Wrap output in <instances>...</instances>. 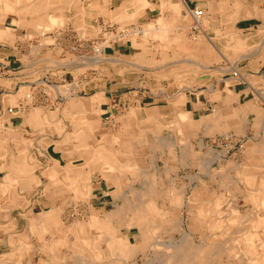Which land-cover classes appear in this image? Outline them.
Returning <instances> with one entry per match:
<instances>
[{
	"label": "crops",
	"instance_id": "1",
	"mask_svg": "<svg viewBox=\"0 0 264 264\" xmlns=\"http://www.w3.org/2000/svg\"><path fill=\"white\" fill-rule=\"evenodd\" d=\"M20 1L22 2L20 3ZM60 1L62 3H60ZM60 4L65 6V10L60 9ZM196 8L202 9L206 18H208L206 19L207 24L203 29L204 33L202 32L201 34L208 40H212V42L210 41V48L213 50V52H215V54L220 56L218 61H215V63L211 64V67L221 69L230 66L231 61L237 55L236 51L239 46L237 39L245 40L241 42V45H244L249 53H254V51H256L252 57L261 58L259 60V65L261 66H257V64L251 65L249 67L248 60L245 61V64H247L246 71L250 74H262L263 76L264 38H261V35L264 37V33L258 35V31L261 29L264 30V0H0V151L2 150L0 152V213L2 211L0 214V264H41L42 260L49 264L53 263V261L54 263L60 262L62 264H67L68 261L74 260L71 258L73 253L71 245L74 239V234L68 233V224L63 223L64 230L61 233V236L59 232H53L46 234L43 239L37 232V228L39 226L36 224L38 223V218H40L44 211L54 205L62 207L61 209L64 212H70L73 208V210L79 209L83 211V213H88L90 216H103L108 211L112 210V208H114V201L117 194L113 193V190L116 189V185L114 183L111 184L107 175L121 176L119 170L116 169L117 167L125 165L129 168L135 169L136 167L140 169V165L144 167V162L142 163V161H144V154L142 151L145 148H149V153L152 152L150 155L152 158L154 157L155 163L158 161V157L162 158L167 166L171 165V163H174L175 161L170 156V159L168 158L167 154L164 153L162 145H157L155 142H151V140L148 142L146 141L145 144L136 142V133L140 127L147 129L149 133H154L152 131L154 130L156 132V128L153 127L156 126V121L158 119L161 121L173 116V113L170 109L168 112L166 109L165 113L162 114L159 113L158 109L163 107L167 108L170 103L171 96L179 89L177 81L172 76H166L161 79L163 91L159 92L156 87V77L159 75V72L163 71L165 69L164 67L167 68L174 65V62H168V64L161 62L165 52H167V54L175 52L172 48H161L158 46L159 42L156 45H153V42L155 41H152V39L147 40L146 38L137 39L136 42L138 43H136V45H134L133 41L127 44L121 43L114 45L110 49L112 55H119L120 58L126 61H133L136 58V69H126L123 72H111L112 74L110 76L114 77V82L112 81L110 84L108 81L98 82L93 81L92 79H90L89 82H84L83 78H80L76 81L75 77L74 81H70L71 79H67V77L66 81L68 82L66 84L62 83V88L66 89L68 87L72 88V86L75 87L72 90L69 89L67 95V93H62L63 91L60 90V85H58V82L61 81L59 77H61L62 72L60 71V64L53 61L55 58L52 54L45 57L44 54L48 53L44 51L45 49H42L41 46L38 52L35 50V48L38 46H32L30 48V46L25 44V38L31 36L37 37L36 35H29L30 33H33L31 31H34L33 29H35L36 26L41 25L47 20L48 15L60 17L62 15L76 16V14H84V20L86 22L92 23L94 17H99L102 19L108 18L109 16L107 11H110L111 14H115L120 11L122 17L130 18V20L134 19L135 21L133 23H137L138 26L145 24L148 25L153 22L156 23L160 21L164 25L181 27L183 22L186 20L188 9ZM230 45L233 46L230 47ZM257 45L261 46L258 48ZM47 49L52 50L54 48L48 47ZM52 53L55 54L56 52ZM28 54L31 55L29 56ZM52 61L53 63L51 64ZM48 64L52 67L50 68ZM255 67H258V69H255ZM45 68H47V70ZM24 69L27 73H25ZM71 70L66 69L67 72H71ZM148 70L153 72V74L148 77V80L138 81L139 78H137L136 74L138 73V76L142 80L144 77L142 74H145V71ZM45 71L47 72L45 73ZM217 71L219 72L218 69ZM218 72L212 73L208 71V73H201L198 76L197 82L191 84L189 88L186 87L182 89L181 92L188 96V100L186 101L185 105L192 122H198L205 115L211 114L206 111V103L208 101L205 96H207L210 91H216L215 88L217 87V83H220V80L225 84V81L223 80L222 76H219ZM134 74L136 75V78L132 79L131 75ZM110 76L107 74L108 79H110ZM235 81L236 80H232L231 83H229L231 84L229 85V88L231 86V90L235 92L239 91L244 97L249 89L247 90L246 88H241L239 85L240 82L236 83L237 86L234 87ZM127 85L136 86V88H149L148 96H142L139 99L140 102H137L138 98L135 99L136 101L131 102L134 104V107H137L138 109L137 118L144 117L145 119H149L144 125L139 123L140 127L138 126V122L136 125L137 120L133 121V123L130 121V123H127V125L122 123L120 129L115 131L112 130L111 127L105 126L106 123L104 122V119L105 116L110 113L109 106L113 98L120 96V93H126L122 91L126 89ZM260 87L262 86L260 85ZM47 88H49L48 93L44 92ZM153 88L156 89L158 93L153 91ZM221 90L224 91L225 87H223ZM136 91L139 93V90ZM96 93L102 94V102L100 105L101 113L99 120L98 122L94 123L92 116L94 114L92 98L94 95H96ZM130 93L131 96H134L132 91H130ZM45 95L49 96L47 97ZM223 95L224 99L222 98L223 101L221 100L222 103L220 106L227 101V96L225 93H223ZM126 96L128 95L125 94L122 97ZM259 99L264 101V98L262 97ZM123 100H121V102L124 105L127 104ZM255 100L256 99L254 97L248 98L249 102H254ZM61 101H65L66 104L60 107ZM77 103H80L81 105H78ZM256 103L257 104H254V109H251L248 111V113H246L247 119L242 125L243 130L241 128L243 132L236 131L235 128L231 127L228 132L220 131L219 128H212L211 133L202 134L201 137L204 146L201 148L200 152L202 156L205 157V162L203 161V163H201L198 159L195 161L196 163H194V165L188 166L198 165V168L204 170V172H206V170L208 172L209 167L215 163L218 167L225 168L222 165L221 160L224 159L229 148L227 147L224 150L218 151V149H213V146H210L206 141V137L209 136V138H211V136H213L212 133L214 132H218L219 135L227 137L228 133L232 132L230 130H234L237 133L239 132L246 137H249L247 141L252 140L256 143L262 142L264 138V102L259 104V101L257 100ZM231 105L236 108L240 105V102L233 100ZM255 109H258L259 111ZM153 118L156 120H152ZM93 128L95 129L92 131L94 138L87 136L85 141V137H83V135L91 131ZM169 132L172 131L170 130ZM102 134H107L106 140H102L100 143L101 146L104 147V155H107L111 152L114 153L116 157L111 159L105 156H103V158L97 156L94 159L91 158L90 155L80 156L84 146L86 144L89 145L98 143L97 137H100ZM163 137L164 139L166 138L165 136ZM81 140L84 143H82ZM165 144L173 145V143L170 141ZM41 150H45L49 153L48 157L43 156L45 158L43 160L39 158L42 156H40ZM158 150H161V156H157ZM260 155L264 156V149H261ZM216 157L218 159H215ZM257 158L260 160L258 165L260 166L261 171L256 174V176L264 180V159L263 157L261 158L259 156ZM189 162L190 160H188V163ZM207 162H209L208 167H206ZM32 165H35V167L34 169L30 170L29 167ZM44 165H49L52 167L54 169V173L50 174L48 170L43 169L41 166ZM225 169L229 170V167H226ZM160 172H163L162 175L164 174V170H161ZM217 173L220 174L219 171ZM46 174L55 177V182L59 181L60 183H63L66 189L57 191L54 188H48L46 192L43 191L41 193L40 190L37 189L36 184L40 181H43V178H45ZM202 175H197L198 178L194 180L199 181L201 186H198V188L202 187L204 190L208 189V184H210V181H212V183L216 181H222V184L225 182L224 173L223 175L220 174L222 178L215 177L214 175H210L209 177L205 174L203 176ZM51 176L48 178L49 181H47V183L52 181ZM124 176L123 179L125 178ZM127 176L134 177L133 174H127ZM191 176L195 175L193 174ZM86 179L90 180L92 186L91 194L89 195L90 197L88 196V198L85 199L83 203L82 200H80L79 203L81 206L75 208L76 206L74 205L77 203L75 199L77 198V195L81 196L79 193L84 190L83 183L86 181ZM107 191L109 194H106L108 193ZM205 192L206 191L203 192L204 194L202 195V198L208 197ZM213 194V199L218 194L225 196L224 193H217L215 190H213ZM106 197L109 198L106 199ZM251 203L252 206L250 210L252 212L254 203ZM61 216L63 218V215ZM119 224L120 223H118V221L112 220V225H117L119 227V233L121 236L129 235V232L133 228H136L132 227L128 230L127 227ZM168 226L166 228H168ZM124 229L128 231L126 234L122 233ZM259 229L261 231V237L264 239V226H259ZM45 242H48L46 246ZM97 243L99 242H96L95 246ZM101 243L105 244V242ZM57 246L58 248H56ZM52 253L55 256V260H51Z\"/></svg>",
	"mask_w": 264,
	"mask_h": 264
},
{
	"label": "bare ground",
	"instance_id": "2",
	"mask_svg": "<svg viewBox=\"0 0 264 264\" xmlns=\"http://www.w3.org/2000/svg\"><path fill=\"white\" fill-rule=\"evenodd\" d=\"M21 2L22 1H20V3ZM56 2H58V1H56ZM52 3H54V2H52ZM60 3H62V2L60 1ZM6 9H8V8H6ZM60 9L65 10V6L60 4ZM83 10H84V8H83ZM97 10H98V8H97ZM107 14L109 16L107 19L114 20V22L117 21L116 23L121 28L123 26H126V27L129 26V25H131V23H133L135 21L134 19L130 20V18L122 17L120 11L118 13H115V14H111L110 11H107ZM89 15H90V13H89ZM186 15H187L186 20H185V22H183V25L181 27L180 26H173V25H171V26L170 25H164L160 21H158L156 23L153 22L151 24L146 25L145 26L146 28L144 29V31H145L144 36L146 37V39L147 38H158L159 40L161 39V42L158 44L159 47H161V48H165V47L172 48L173 51H175L171 54H167V52H165L163 54V58H162L161 62H165L167 64H168V62L169 63L174 62V65L167 67V68L164 67L165 69L163 71H160L159 75L156 77V87L159 90V92L163 91L162 81H161V79L163 77H166V76L171 77L172 76L177 81L179 89L177 90V92H175L171 96L169 107L158 109L159 113H161V114L165 113L166 109H167V112L170 109L173 113V116H171L165 120H161V121H159V119H158L156 121V126L153 127V128H156V132L154 130L152 131L155 134L149 133L147 129H145L143 127L141 128L139 126V123L143 124V125L146 124L148 122L149 118L148 119L147 118L146 119L140 118V117L137 118L136 108L132 105L130 106L129 110H127V112L122 115L123 116L122 119H123L125 125H127V123H130V121H131V123H133V121L137 120L136 125L138 122V126L140 127V129H138V131L136 133V142H140L141 144H143V143L145 144L146 141L148 142L151 140V142H155L157 145L163 146L164 153L167 154L168 158L170 156L172 158H178L179 160H181V159L185 160V164H192V163H196L195 161H197L198 159L200 160V158H201L199 152L201 151V148L203 147L202 137H201L202 134L211 133L212 128H219L220 131L228 132V130L231 127L233 128V126L230 124L231 119H235V120L238 119L239 122L237 124H239L241 126L246 122V119H247L246 113H248V111L251 110V108L249 106V101H246L247 95L250 92H252L256 95L255 96L256 100H258V98H260V97L264 98V75L263 76H262V74L261 75H254V74H250L246 71V68H247L246 65L247 64H245V61L248 60V66L249 67L251 65H257V64H258L257 66H261V65H259L260 64L259 60L261 58L260 57H252V56H254L253 54L256 53V51H254V53L253 52L249 53L248 50L246 49V47H244V45L243 46L241 45V42L245 41V40H239V39H237L238 45H239L237 48V51H236L237 55L235 56V58L232 61L229 60V61H231V65L227 68H225V67L221 68V69L217 68L219 70V72L217 71L216 68H212L211 64L215 63V61H217L220 58V56L218 54H215V52H213V50L210 48L211 47L210 43L212 42V40H208L202 34L199 37H192V38H190V35H189L190 30L191 31H193L194 29H202L203 30L207 24L206 19H208V18H206L205 13L202 15L196 14L195 12H192L191 9H188V12ZM66 16L62 15L60 17H56L53 15H48L47 20L44 23H42L41 25L36 26L35 29H33L35 32L31 31L33 33H30V34L36 35L38 37L44 36L45 38H43V40H44V42H46V39H48V37H51L49 35L51 32H57L60 27L66 25L67 21L69 20L68 16L67 17ZM79 17H80V19L83 20L82 21V24H83V22L85 21L84 20L85 15L84 14L79 15ZM93 21H96V17H94ZM121 22H123L124 25H122ZM86 24H87V22H86ZM79 26H81L80 23H79ZM91 26H93V28L95 29L96 32H98L100 29V26L98 24L93 23V22H92ZM80 29H81V33H82L81 35H83L84 37L86 35L87 36L92 35V32H89L86 28L81 26ZM126 31L127 32L121 36V39H122V37L123 38L127 37L126 39L129 38L131 41H133L134 45H136V43H138V42H136V33H137L136 28H129L128 27ZM139 32H140V30H139ZM122 33H123V31H122ZM262 33H264V30L261 29L260 31H258V35H261ZM97 34H99V33H97ZM97 34H96V36H97ZM2 38H4V37H2ZM261 38H264V37H262V35H261ZM252 39H254V38H252ZM249 41H250V39H249ZM121 42H119V43H121ZM140 44H141V42H140ZM23 45H24V43H23ZM40 46L41 45H39L38 47L36 46L37 47V48H35L36 52L39 51ZM232 46L230 45V47H232ZM260 46H258V48ZM140 47H142V46H140ZM101 51L102 52L104 51V52L102 53V55L100 57H97L98 59L96 58V60H98L97 62L99 63V65L101 64L100 70H103L105 72L106 71L107 72H115V71L116 72H123L126 69H136V58L133 61H131V60L126 61V60H123L122 58H120L119 55L118 56L116 54L115 55H110V54L107 55V53L105 52L106 50L102 49ZM259 53H260V51H259ZM18 57H19V55H18ZM229 57H228V59H229ZM39 59H41V58H39ZM71 61H74V60H71ZM33 65H31V66H33ZM36 65H38V64H36ZM122 65H124V66H122ZM31 68H33V67H31ZM41 68H42V66H41ZM256 68L258 69V67H255V69ZM45 69L47 70V68H45ZM20 71H22V70H20ZM24 71H25V69H24ZM208 71L212 72V73L218 72L219 76H222L223 80L225 81V90L223 91V93H225V95L227 96V101L223 105L216 108L214 113L212 112L211 114L205 115L198 122H192V120L190 119V116L188 114V111L186 109V105H185L186 101L188 100V96L181 91L183 88H186V87L189 88L191 86V84L197 82L199 74L204 73V72L208 73ZM229 72H230V75H229ZM25 73H27V72L25 71ZM59 78H61V77H59ZM232 80H236V83H237V81L247 82L249 87H250V89H249L250 92L247 91L246 92L247 94L244 93L246 95L243 97V95H241L239 91L235 92V91L231 90L229 88V85H231V84H229V83H231ZM125 82H126V80H125ZM259 83H261L263 85V87L258 88L257 85ZM105 85H106V83H105ZM114 85H116V84H114ZM73 88H75V87L72 86V88L68 87L66 89L65 88L63 89L62 87H60V90L63 91L64 94L67 93V95H68L69 89L72 90ZM102 91H104V90H102ZM71 92H73V91H71ZM156 92L158 93V91H156ZM99 93L98 94L96 93V95H94L92 98L93 106L95 107L94 108V114L92 115L93 117L100 115V113H101L100 105L102 102V94H99ZM123 95H125V94H123ZM45 96H47V95H45ZM233 100L239 101L240 105L238 107L234 108L231 105ZM80 101H78V102H80ZM95 102L98 105L95 106L94 105ZM12 104H13V102H12ZM83 108H81V109H83ZM255 110L259 111L258 109H255ZM43 117H44V115H43ZM32 119H33V117H32ZM152 120H156V119L153 118ZM68 121H70V120H68ZM81 130H84V129H81ZM170 130L172 132H169ZM92 131H93V129H91V131H89V132L85 133V135H83V137H85V139L82 136L81 137L85 141H86L87 136H91V138L92 137L94 138V134ZM24 132H25V130H24ZM83 132H85V131H83ZM102 135L106 136L107 134H102ZM102 135H100V137H102ZM2 136H4V135H2ZM163 136H165L166 138L164 139ZM42 139H43V137H42ZM104 140H106V138H104ZM168 141L173 143V145H169V144L166 145L165 143H167ZM81 142L84 143L82 140H81ZM46 146H48V145H46ZM244 146L246 147L245 158L237 166L232 165L234 169H232L228 172L230 175V177H229L230 180L228 179L227 183H228V187H230L232 191H237L236 188L237 187L241 188V185L244 186V192L242 194L244 200H247V202L251 201L254 203L253 207H252L253 208L252 213H245V212L243 213L242 211L234 210V209H221L222 205H224L225 203H228V200H226V201L222 200V198L224 196H217L216 195V197L212 200L211 199L210 200H203L202 195L204 194L203 193L204 190H203V188L197 187L195 189V191L193 192V194H194L193 198L194 199L190 200L188 202V205H185V206H189L188 209H189V214L191 215L192 221H195V222L199 221L200 222L201 220H205L206 221V228L208 230H210L211 232H214V234H212V237H209V239H207V241L205 242V247H203V251L197 252V250L190 249V251H188L186 253L184 251H180L178 249L177 245L175 247L176 248L175 250L172 251L171 249H169L171 251H166V252L169 253L170 255H169V257H166L164 259L165 264H216L215 261L217 260L218 256H221L224 253L225 254L231 253L232 255L234 254L235 256H237V260H238L239 264H264V239L261 237V231L259 229V226H264V223L262 222V221H264V180H262V178L260 179V177L256 176V174H258L261 171V168L258 165V162L260 160L257 157L258 156L261 158L263 157V159H264V156L260 155L261 149H264V138H263L262 142H259V143H256L252 140L246 141L244 143ZM100 147L102 148L101 154H99L100 150H98ZM131 148H132V146H131ZM103 149H104V147L101 146L100 144L97 145V143H95V144L93 143V144H89V145L86 144L82 150V153H80V156L90 155L91 158H94V159L97 156L100 158H103V156H105V157L111 158V159H114L116 157V155L114 153H111V152L107 155H104L105 153H104ZM41 155L48 157L49 153L45 150H41ZM166 160H167V158H166ZM188 160H190L189 163H188ZM167 162H168V160H167ZM79 163H81V162H79ZM75 164H77V163H75ZM171 164H173V163H171ZM33 166L35 167V165H32L31 167H29V169L30 170L34 169V168H32ZM46 169L49 171L50 174L54 173L53 172L54 169L52 167H50L49 165L46 166ZM116 169L119 170V173H121V176L107 175L111 184L114 183L116 185V189L113 190V193L117 194V196L115 197V201H114V208H112V210L108 211L105 215H103V217H101L99 215H92V216L88 217L85 215L83 217V219H76L68 226V233L73 232L72 234H74L73 237L75 239L77 238L79 240L80 239L83 240V241H79V244H78V245H81L82 247L79 248V246L75 245V247H76V248L74 247L75 252L77 254L79 253V254H83V255L87 256V257H79L76 255L77 257L75 258L74 264H125L126 262H128V258L130 256L131 252L136 250V253H137V252H140L143 250L145 242L139 243V242L133 241L129 237V235H124V236L122 235L121 236L119 233L120 231H119L118 226L111 227V225H110L111 219H113L115 217H117V218L120 217L119 219H120L121 223L126 221L127 225H125V226L128 228V230L131 229L132 227H137L138 233L134 237H136L138 235L145 237L146 235H148L147 233L150 230L152 233H157V231L161 228V226L166 221H167L166 223L170 222V228H172V222L173 221L169 216L172 209L168 208L167 210H164L163 207H164V205H167V203L169 206H173L174 204L179 203L180 198L178 197L179 200H176V198L174 199L175 195L170 193L168 196L165 195L164 200H158L159 199L158 193L157 192L153 193V191H156V190L158 191L160 189V187L157 188L156 183L153 184V182H151L152 180L150 181V178L154 177L153 176L154 170L152 171L151 169H146V168L142 167L141 165H140V169L138 167H136V169L135 168H129L126 165L125 166H119ZM13 171H14V169H13ZM70 172H72V171H70ZM14 173H15V171H14ZM123 173L125 176L123 175ZM231 173H233V174H231ZM19 174H21V173H19ZM87 174H88V172H87ZM127 174H133L134 177L127 176ZM122 175L125 177L124 179H123ZM140 175H142V176L144 175V177H146V180H143V177L138 178V177H140ZM6 176H8V175H6ZM49 176H51V175H49ZM51 177H52V181L49 183L43 182L42 187L38 186V185H40V182L37 181L38 182L37 183L38 185L36 184L38 186L37 189L40 190L41 193L43 191L46 192L48 190V188H51V189L54 188L57 191H60L62 189H66V187L63 185V183H60L59 181L55 182V177H53V176H51ZM131 178H135V179H131ZM131 182H134L135 185L131 184ZM7 183H8V181H7ZM83 184H84L83 187L85 189V192L81 191L79 193V194H81V196L77 195V198L78 197H88L91 194L92 186H91L90 180L86 179V181ZM163 189L164 188L161 186V191H163ZM20 205H21V203H20ZM194 205H195V207H194ZM61 208L62 207L52 205L51 208L44 211L42 213V215L40 216V218H38V223L36 225H38L39 227L37 228V232L39 233V235L43 239H44V236L46 234L53 233V232H56V233L59 232V234L61 236V233L64 230L63 222H65L61 216L62 212H63V210ZM3 211H5V210H3ZM1 213H2V211H1ZM29 213H31V212H29ZM9 214H10V212H9ZM9 216H11V215H9ZM19 218H20V216H19ZM11 220H13V219H11ZM247 222H250V224L249 225H243L242 224V223L247 224ZM176 226L173 228L177 229L180 232L183 231V230H181L183 228H179L180 225L179 226L176 225ZM5 229H6V227H5ZM26 229H27V227H26ZM216 232L218 233L217 237H216ZM32 233H33V231H32ZM182 236L186 237L187 234H184V232H183ZM127 238H129V241L126 242L125 240H127ZM136 239H138V238H136ZM194 241L195 240H193V242ZM96 242H100V243L105 242L106 247L102 248V249L101 248L98 249L95 247ZM17 243H18V241H17ZM75 243H77V241ZM234 243L237 244V246H235V248L233 246ZM47 244H48V242H45V246ZM227 244H229V248H225V247H228ZM72 246H73V243H72ZM170 246L173 247V245H170ZM56 248H58V246ZM46 250H48V249H46ZM176 250H178V251H176ZM5 251H8V250H5ZM72 254H74V253H72ZM118 254H120V255L118 256ZM51 256H52L51 260H55V256L53 255V253L51 254ZM41 264H49V263L42 260Z\"/></svg>",
	"mask_w": 264,
	"mask_h": 264
},
{
	"label": "rangeland",
	"instance_id": "3",
	"mask_svg": "<svg viewBox=\"0 0 264 264\" xmlns=\"http://www.w3.org/2000/svg\"><path fill=\"white\" fill-rule=\"evenodd\" d=\"M70 16H68L69 20L67 21L65 26L60 27L57 32H51L49 34L51 37H48V39H46V42H44V40H43V38H45L44 36L32 37L30 34L31 37L25 38V44L29 45L30 48L32 46L41 45L42 49H45L44 51H46L48 53V54H44L45 57L50 56L51 54L53 56L55 55L54 56L55 59L53 61H55V63L60 64V66H61L60 71H62L61 72V78H60L61 81L58 82V85H60V87H62L63 84H66V82H68V81H66L67 79H71L70 81H73L76 79V81H77L80 78H83L84 82L85 81L89 82V80L92 79L93 81H98V82L99 81H103V82L108 81L109 84L112 81L114 82V79H113L114 77L110 76L112 74L111 72H107V71L105 72L103 70H100L101 64L99 65V63L97 62L98 60H96V58L100 57L102 55V53L104 52V51L103 52L101 51L102 49L106 50L105 52L107 53V55H109V54L112 55L111 50H110L112 46L117 45V44H121V43H123V44L130 43L131 40L129 38L126 39L127 37L126 38L122 37V39H121V36L127 32L126 30L128 27L129 28H136V30H137L136 40L137 39H145L146 37L144 36V34H145L144 29L146 28L145 26L147 24L138 26L137 23H131V25H129L127 27L123 26L121 28L116 23L117 21L114 22V20H109L107 18L102 19V18L98 17V18H96V21H93V23L98 24L100 26L99 31L96 32L95 29L93 28V26H91L92 23L89 24V22H87V24H86V22L84 21L82 24L83 20L80 19L78 14H76V16H74V15H72L71 17ZM79 23L81 24L82 27L86 28L89 32H92V35H89V36L86 35L85 37L83 35H81L82 34L81 29H80L81 26H79ZM121 23H122V25H124L123 22H121ZM139 30H140V32H139ZM122 31H123V33H122ZM199 31H201V32H199ZM202 32H203L202 29H194L193 31L190 30V33H189L190 38L199 37V35H201ZM97 33H99V34H97ZM96 34H97V36H96ZM148 39H152V41H155V42H153V45H156L157 42H159V43L161 42V39L159 40L158 38H147V40ZM119 42H121V43H119ZM48 47H52V48H54V50L53 49L52 50L47 49ZM54 51L57 53L53 54L52 52H54ZM28 55L30 56L31 54H28ZM28 55H25V56H28ZM71 60H74V61H71ZM53 61L51 62V64L53 63ZM50 67H52V66H50ZM72 67H73V69L71 70ZM66 69L71 70V72H67ZM46 72L47 71H45V73ZM141 73H143V72H141ZM107 74H108V76H110L109 77L110 79H108ZM150 74L151 75L153 74V72L151 70L145 71V74H142L144 76L142 80L140 79L138 74H136V75H137V78H139L138 81H147ZM136 75L135 74L131 75V78L135 79ZM263 75H264V72H263ZM74 77H75V79H74ZM219 82H220L219 84L217 83V87L215 86L216 87L215 92L210 91V93H208V94L206 93L207 96H205V97H206L208 102L207 103L205 102V103L207 104L206 105V111H208V113L214 112L215 109L218 108V106H220V104L222 103V101H223L222 98L224 99V95L222 93L223 91L221 89L223 87H225V84L221 80ZM239 82H240L239 85L241 88H246L247 90L250 89L247 82L237 81V83H239ZM234 83H235L234 87H236L237 86L236 81ZM260 85L263 87V85L261 83H259L257 85V87L259 88ZM127 86H126V89L122 92H126L124 94H126L128 96L122 97L123 94L120 93L121 94L120 96L113 98V100L109 106L110 113L107 114L105 116V119H104V122L106 123L105 126L111 127V129L115 130V131L120 129V126L122 123L125 125V123L122 119V117H123L122 115L124 113H126L127 110H129V106H131V105L134 106V104H132L131 102L136 101L135 100L136 98H138V100H139L142 96L146 97L149 95V88L148 87L136 88V86H128V87ZM136 90H139V93ZM48 91H49V88L45 90L46 93H48ZM130 91H132L134 93V96H131ZM153 91L156 92V89L153 88ZM205 92H207V91H205ZM62 93H64V92H62ZM253 94L254 93L250 92L247 95L246 101H248L249 97L255 98L256 95L255 94L253 95ZM121 100L125 101L127 104L124 105L121 102ZM138 100H137V102H140V100L139 101ZM256 101L257 100H255L254 102H249V106L251 109H254V104H257ZM258 101H259V104L261 102H264V101H261L259 98H258ZM64 104H66L65 101H61L60 107L63 106ZM94 105L96 106L98 104H96V102H95ZM168 107H169V105L167 106V108ZM163 108H166V107H163ZM136 112L138 113L137 107H136ZM99 117H100V115L93 117V122L94 123L98 122ZM140 118H144V117H140ZM238 122H239L238 119H236V120L231 119L230 120V124L233 126V128H235L236 131L241 132L243 130V128L241 125L237 124ZM241 128H242V130H241ZM93 130H95V129L93 128ZM230 131H232V132L228 133L227 137L219 135L218 132H214L213 136H211V138H209V136L206 137V141L210 146H213L212 147L213 149L214 148L218 149V151L224 150L227 147L229 148V150H227L228 152H226L224 159L221 160L222 161L221 163L225 168L229 167V170H232V169H234L233 168L234 165L237 166L245 158L246 147L244 146V143L247 141V139L249 137H246L242 133H239V132L237 133L234 130H230ZM106 136L102 135V137H100V138L98 136L97 137L98 138L97 139L98 140L97 145H99L102 142V140H104V138H106ZM202 143H203V141H202ZM203 146H204V143H203ZM98 150H100L99 154H101L102 148L100 147ZM149 151H150L149 148H145L142 151L144 154L143 155L144 161H142V163L144 162V164H143L144 167L151 169L152 171L154 170L153 171L154 177L150 178V181L152 180L151 182H153V184L156 183L157 188L160 187V189H159L160 191L156 190V191H153V193L154 192L158 193V195H159L158 200H164L165 195L168 196L170 193H172L175 195L174 199L176 198V200H179V198H180V202L174 204L173 206H169L167 203L168 206L164 205V207H163L164 210H167L168 208L172 209L171 213L169 214L170 218L173 221L172 222V228H170V222L166 223L167 222L166 221L161 226V228L157 231V233H152L150 230L147 233L148 235H146L145 237L140 236V235L134 237V235H136L138 233L137 227L133 228L129 232V235L133 241H136L139 243L145 242V244H144L142 251L136 253V250H135V251L131 252V254L128 258V262H126L125 264H165L164 259L166 257H169V255H170L166 251L175 250L176 245L178 246V249L180 251H184L186 253L188 251H190V249L197 250V252L203 251V247H205V242L207 241V239H209V237H212V234H214V232H211L210 230H208L206 228V221L205 220H201L200 222L199 221H197V222L192 221L191 215L189 214V209H188L189 206H185V205H188V202L190 200L194 199L193 198L194 197L193 192L195 191L196 186L197 187L201 186L199 181L194 180V179L198 178L197 175L201 176L202 174L203 175L205 174L208 177L210 175L211 176L214 175L215 177H221V178H222V176H220V174L223 175V173H224V175H225L224 176L225 182L223 184H222V181H220V182L216 181L213 183H212V181L209 182L210 184H208V189H205V190L203 189L204 191H206L205 194H207L209 198L208 197L202 198L203 200H210V199L212 200L213 199L212 196L214 195L213 190H215V192H217V193L222 192L225 194L227 192L225 194V196L222 198V200H225V201L228 200V203H225L224 205H222L221 209H234V210L242 211L243 213L244 212L245 213H252L250 210V208L252 206L251 201L247 202V200H244L243 195H242L244 192V186L241 185V188L237 187L236 188L237 191H232L231 188L228 187L227 180L228 179L230 180V178H229L230 176H227V175H229L228 169L226 170L225 168L218 167L217 164L215 163V164L211 165V167H209L208 172H207V170H206V172H204V170L198 168L199 167L198 165L197 166H188V165H194V163L185 164V160H182V159L179 160L178 158H173V160H175L173 163L174 165L171 164L170 166H167L165 164V162L163 161V159L159 158V157L157 158L158 161L155 163L154 157L152 158L150 155V153H152V152L149 153ZM205 151H207V150H205ZM144 152H146V153H144ZM199 153L201 156L200 162L203 163L205 157L202 156L201 152H199ZM158 155L161 156V150L157 151V156ZM40 156H41V151H40ZM39 158H41L42 160L45 159L43 157V155ZM215 159H218V158L216 157ZM208 163L209 162H207L206 167H208ZM42 167H43V169H46L45 165ZM32 168H34V166ZM158 170H160V171L164 170V174L162 175L163 172L161 173ZM218 171L220 172V174L217 173ZM233 173H231V174H233ZM193 174L195 176H191ZM215 174H217V175H215ZM142 177H143V180H146V177H144V175L143 176L140 175V177H138V178H142ZM48 178H50V176L46 174L45 178H43V181H40V185H38V184L37 185L42 187L44 181H45L44 183H47V181H49ZM131 184H134V182H131ZM161 186L164 188L163 191H161ZM200 188H202V187H200ZM83 191L85 192V189ZM106 194H109V193H106ZM217 196H223V195L218 194ZM87 198L88 197H78L77 199H75V201L77 202L74 205V206H76L75 208H78L79 206H81V204L79 203L80 200H82V203H83V201ZM108 198L106 197V199H108ZM194 207H195V205H194ZM72 210H73V208H72ZM72 210L70 212H64V211H63L64 213L62 212L63 219L65 221V222H63L64 224L70 225L76 219H83L84 215H86L88 217L90 216V215H88V213H85V212L83 215V211H81L79 209H75L73 211ZM101 217H103V216H101ZM116 218L117 217L111 219V222H110L111 227H114L112 225V220L118 221V223H120L119 225H123V226L127 225L126 221H124L123 223L120 222V219H119L120 217L117 219ZM262 222L264 223V221H262ZM242 224L243 225H249L250 222H247V224L246 223H242ZM176 225H178V226L180 225L179 228H183V229H181L183 231L180 232L177 229H174L173 227H175ZM167 226L169 229L166 228ZM127 232L128 231L126 229H124L122 231V233H124V234H126ZM183 232H184V234H187L186 237L182 236ZM70 233L72 234L73 232H69V234ZM217 236H218V233L216 232V237ZM136 238H138L139 240ZM193 240H195V241L193 242ZM76 241H77V243H75ZM79 241H83V240H81V239L79 240L77 238L73 239V242H72L73 246L71 245V249H72L74 254H72L71 258H73L74 260L68 261L67 264H74L75 258L77 256L87 257L83 254H79V253L77 254L75 252V249H74L75 245L79 246V248L82 247L81 245H78ZM125 241L126 242L129 241V238H127V240H125ZM97 244L95 247L98 249L99 248L102 249V248L106 247V245L104 243L99 242ZM234 244H233V246L235 248V246H237V244H235V245ZM170 245H173V247H171ZM227 246L228 247H225V248H229V244H227ZM169 249H171V250H169ZM176 251H178V250H176ZM119 255L120 254H118V256ZM215 262H216V264H239V262L237 260V256H235L234 254L232 255L231 253H226V254L224 253L221 256H218V258ZM50 264H52V263H50ZM53 264H62V263H60V262L54 263L53 262Z\"/></svg>",
	"mask_w": 264,
	"mask_h": 264
},
{
	"label": "built area",
	"instance_id": "4",
	"mask_svg": "<svg viewBox=\"0 0 264 264\" xmlns=\"http://www.w3.org/2000/svg\"><path fill=\"white\" fill-rule=\"evenodd\" d=\"M191 11H192V12H195L196 14H200V15L204 14V11H203L202 9H198V8H196V9H191Z\"/></svg>",
	"mask_w": 264,
	"mask_h": 264
}]
</instances>
